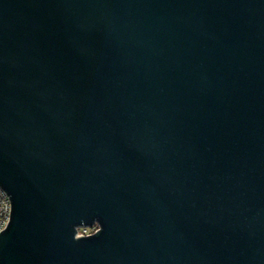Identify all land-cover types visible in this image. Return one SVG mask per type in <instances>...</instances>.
Wrapping results in <instances>:
<instances>
[{"label":"water","instance_id":"water-1","mask_svg":"<svg viewBox=\"0 0 264 264\" xmlns=\"http://www.w3.org/2000/svg\"><path fill=\"white\" fill-rule=\"evenodd\" d=\"M0 188V264H264V0H0Z\"/></svg>","mask_w":264,"mask_h":264},{"label":"built area","instance_id":"built-area-1","mask_svg":"<svg viewBox=\"0 0 264 264\" xmlns=\"http://www.w3.org/2000/svg\"><path fill=\"white\" fill-rule=\"evenodd\" d=\"M11 202L7 194L0 188V233L3 232L9 222L11 215ZM99 227L94 225L89 228H82L78 230V236L92 235L97 232Z\"/></svg>","mask_w":264,"mask_h":264},{"label":"clouds","instance_id":"clouds-1","mask_svg":"<svg viewBox=\"0 0 264 264\" xmlns=\"http://www.w3.org/2000/svg\"><path fill=\"white\" fill-rule=\"evenodd\" d=\"M101 230H102V229H101V227H100V230H99V232H101ZM99 232H98V233H99ZM76 238H77V239H79L78 237H76Z\"/></svg>","mask_w":264,"mask_h":264}]
</instances>
